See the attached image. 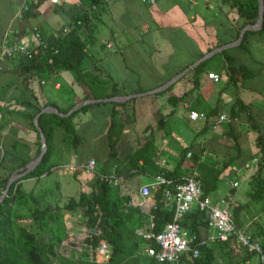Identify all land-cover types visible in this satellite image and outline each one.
I'll return each instance as SVG.
<instances>
[{"label": "crops", "instance_id": "crops-1", "mask_svg": "<svg viewBox=\"0 0 264 264\" xmlns=\"http://www.w3.org/2000/svg\"><path fill=\"white\" fill-rule=\"evenodd\" d=\"M222 1L155 0L148 4L141 0H103L91 5L90 0H59L58 3L0 0V45L7 40L33 46L36 43L34 28L44 36L55 37L73 29L84 41L83 51L90 62L88 69L104 82L108 93L114 83L117 93L113 96H127L123 100L109 99L113 96L94 98L88 95L86 86L73 77L71 70L61 64L41 78L38 75L41 69L34 64L17 59L0 60V184L38 155L41 139L34 123L36 115L67 114L61 116L66 118L62 124L52 125L49 162L82 165L93 158L95 171L87 173L82 168L74 172L55 171V201L63 204L68 197L77 196L81 191L89 192L100 173H115L121 176L118 197L125 200L127 208L137 207L149 215L151 223L149 211L154 190L142 196L139 187L152 183L159 171L172 173L168 177L197 174V162H211L220 168L237 153L234 137L240 154L227 163L216 186L228 187L227 191L222 195L210 193L208 197L213 202L221 196L228 197L245 181L246 200L235 202L229 196L233 218L236 217L235 222L245 231L264 229V221L259 217L264 214V201L249 196L250 177L255 170L254 159H257L253 155L258 150L257 136L264 140V32L249 34L246 48H238V44L224 48L228 49L230 65L234 67L231 79L221 69L227 66L221 50L213 54L206 70L198 75V89L179 99L174 106L168 102V96L171 93L180 96L192 86L193 77L189 72L194 67L183 74L188 73L184 78L181 75L173 82L175 85L170 92L143 93L190 66L219 39L227 43L233 41L230 39L237 19L229 13V5ZM29 2L35 6V13L23 17L22 9ZM106 41H111L112 46L107 47ZM208 72L217 73L219 80L209 79ZM236 96L248 108L230 121L229 130L226 121L211 129L206 120L188 117L190 107L205 104L218 110L210 116L212 119L220 113L228 114ZM91 99L99 100L88 101ZM82 101L85 102L79 104ZM46 106L55 107L57 112L45 110ZM30 114H35L33 124L38 133L28 122ZM111 119L114 126L110 133L116 142L110 154ZM137 150L140 153L134 163L136 168L130 169L129 156L135 155ZM194 154L198 157L196 161ZM160 159L165 160L161 166L157 164ZM33 180L37 179H20L19 185ZM72 182L75 183L73 189ZM233 182L237 185L233 186ZM3 190L0 187V194ZM165 206L172 207L171 204ZM136 230L138 234L146 232L142 228ZM183 230L198 239L213 233L204 224L198 226L197 234L185 227ZM68 234L70 238L73 233L68 230ZM206 244L216 247L215 241ZM80 249L74 246L76 252ZM257 260L254 256L244 264H257Z\"/></svg>", "mask_w": 264, "mask_h": 264}, {"label": "trees", "instance_id": "trees-1", "mask_svg": "<svg viewBox=\"0 0 264 264\" xmlns=\"http://www.w3.org/2000/svg\"><path fill=\"white\" fill-rule=\"evenodd\" d=\"M102 1L90 0V4L96 5ZM222 2L229 5V13H233L235 19H237L234 35L230 39L231 41L237 38L240 29L245 24L254 23L257 20L258 0H223ZM34 7L33 3L29 2L26 8L22 9V16L28 17L34 14ZM255 32H264V11L260 29L257 31H245L237 47L246 48L248 35ZM45 39L50 46L56 49L55 53L45 51L39 59L31 60L28 63L34 64L38 66L37 68L41 69L38 72L41 78L46 77L51 72L52 67L61 64L69 68L73 77L86 86L89 92L88 95L94 98H102L113 96L117 93L114 83L111 86V92L108 93L104 82L97 78L92 70L88 69L90 62H88V56L83 51L84 41L79 38L75 30L71 29L61 36L56 37L48 35L45 36ZM223 43H227V41L219 39L213 45L209 46L207 51ZM220 54L227 63V66L221 69H224V74L228 79H231L234 67L230 65L231 57L228 49H223ZM213 57L214 55L196 65L189 72V74H192L193 84L188 90H184L180 96L172 93L168 96L167 100L172 106L179 99L198 89L199 81L197 77L206 70V64ZM187 74L181 78H184ZM174 85L175 83L155 94L161 95L170 92ZM247 108L248 105L236 96L227 114L229 116V121H226L228 130L231 128L230 121L239 116L240 114L238 113L242 109L247 110ZM191 110L203 112L207 117L216 114L218 111L216 107H210L207 104L201 107L200 105H193L189 108V111ZM172 111L174 112V109ZM34 115L30 114L28 116V122L38 133L33 124ZM70 116L67 118L70 119ZM64 119L66 118L57 114H39L38 122L46 139V151L33 170L11 183L4 199L0 202V264H169L168 262L160 263L144 252V248L149 245L156 247V243L153 240L145 239L136 230L137 228H142V230L147 231L150 226L149 215L143 213L137 207L127 208L125 206V200L118 197V193L121 190L120 185L114 186L96 178L89 192L81 191L77 196L68 197L63 204H59L57 200L54 204L45 202V200L40 198L39 194L30 192L27 195L20 188V179L34 178L39 180L42 176L48 175L53 170L52 167L55 165L49 162L52 153V125H60ZM158 123H160V119ZM69 126L73 132L72 124L69 123ZM113 126L114 123L111 119L108 133L110 154L113 152L116 142L115 136L110 133V129ZM233 141L237 153L232 155L220 168L215 167L211 162H197L195 168L197 170L196 177L201 184L202 196H208L215 190L217 181L223 169L228 165L227 163L239 156L240 150L235 143L236 140L234 137ZM256 145L258 146V150L253 155L257 157V161L255 163V170L250 177L251 190L249 191V196L252 199L264 201V140H262L260 135L257 136ZM40 148L41 145L39 144L37 153H39ZM138 152L140 153L137 150L135 155L129 156L130 169L136 168L134 163L137 159ZM197 158V155L194 154L193 159L196 161ZM144 160L146 161L147 159L144 157ZM170 174L165 173L166 176ZM6 181L7 177L0 184L2 189L5 188ZM162 193L163 186H159L153 192V206L149 211V214L152 215L153 222L150 230L153 232L162 230L165 224L172 218L173 208L165 206ZM51 210L56 211L55 215H69L70 218H75L78 224L88 229L87 236L83 240L85 247L81 248L78 252L74 250V254L72 255L70 253L68 255L61 253L62 242L67 238L68 229L62 224H56L55 227L46 229L41 224V216ZM234 220L236 221L235 216ZM203 224L207 225L206 215L199 208L198 204H195L185 214L181 222L182 228L185 227L190 230V233L193 232L195 234H197L198 226ZM92 229L95 231H91ZM251 236L259 241L264 250V229L252 231ZM100 239H104L109 248L108 258L102 262L97 261L95 255L96 247ZM215 243L217 244L216 247H221V243L224 244L222 250L225 249L224 247H229V264H244L246 260L253 259L256 256L254 252L238 245L232 237L226 241H215ZM216 247L203 244L200 246V252L196 259L189 262L188 258L183 256V262L181 264H211ZM235 255H240V258L238 257V260H233ZM257 264L263 263L258 259Z\"/></svg>", "mask_w": 264, "mask_h": 264}, {"label": "built area", "instance_id": "built-area-1", "mask_svg": "<svg viewBox=\"0 0 264 264\" xmlns=\"http://www.w3.org/2000/svg\"><path fill=\"white\" fill-rule=\"evenodd\" d=\"M50 1L53 3L59 2V0ZM141 1L148 4L155 2V0ZM33 38L36 42L33 46L4 40L0 45V60L17 59L29 62L39 59L45 51L55 53L56 49L48 44L45 36L36 28L33 29ZM105 45L110 47L112 42L106 41ZM207 76L213 81L219 80V75L215 72H208ZM188 117L191 120H206L211 129H216L223 121H229V116L225 113H220L216 119H212L203 112L191 110L188 112ZM187 155L189 156L190 153L188 152ZM254 160L257 161L256 158ZM164 163V159L157 161L160 166ZM78 168H82L87 173H93L95 171V160L89 158L82 165L60 164L52 167L53 170L60 169L65 172H74ZM196 175L193 172L185 177H168L163 171H159L154 176L152 183L143 184L139 187V193L142 196H148L153 190L163 186V202L165 205L171 204L173 208L172 218L162 230L159 232L148 230L140 233L145 239L153 240L156 243V247L150 245L145 247L144 252L160 263L181 264L183 256H186L189 262L196 259L200 252V246L208 241H226L232 237L238 245L254 252L264 264V250L261 244L250 233L237 225L230 210L231 201L222 198L213 202L208 196H202L201 184ZM97 178L114 186L118 185L121 180V176L115 173H100ZM232 185L236 186L237 182H233ZM193 204H198L199 208L204 211L207 220L206 226L213 230V233L206 238H195L187 234L181 226L185 214L190 211ZM152 226L153 222L150 223L151 228ZM95 255L97 261L101 262L108 258L109 248L104 239L99 240Z\"/></svg>", "mask_w": 264, "mask_h": 264}, {"label": "rangeland", "instance_id": "rangeland-1", "mask_svg": "<svg viewBox=\"0 0 264 264\" xmlns=\"http://www.w3.org/2000/svg\"><path fill=\"white\" fill-rule=\"evenodd\" d=\"M55 171L61 172L62 170H52L47 176L40 178L39 180H33V181H25L20 184V188L23 189V187L26 184H29L27 187L23 189L24 192L28 195L30 192H35L40 195V198L42 200H45V202L48 203H55ZM72 179V178H71ZM32 184V185H31ZM75 183L73 184L70 183L71 189L75 188L74 187ZM228 187L222 188V187H217L214 191L211 193L213 195H222L226 193ZM33 190V191H32ZM248 191L247 183L245 181H241L239 186L234 188V191L232 194L227 196H221L218 199L226 198L227 200L230 201V197H233V200L236 201H244L246 200V193ZM217 199V200H218ZM56 211L51 210L47 212L46 214L41 216V224L43 225L44 228L49 229L55 227L56 224H62L64 225L68 230L72 231V237L69 238V234H67V238L64 240L62 246H61V253H64L65 255L67 254H74V246H80L81 248L85 247L84 244V238L87 236L88 229L81 225L78 224L75 218H70V217H65V216H59L55 215ZM259 217L260 219L264 221V214H261ZM72 225H71V222ZM69 225V228L66 226ZM251 234L252 231H246ZM69 238V239H68ZM71 246H69V245ZM217 246V244H215ZM221 247H216L214 257L211 261V264H229V252L230 250L224 249L222 250ZM238 257L240 258V255H235L233 257V260H238Z\"/></svg>", "mask_w": 264, "mask_h": 264}, {"label": "water", "instance_id": "water-1", "mask_svg": "<svg viewBox=\"0 0 264 264\" xmlns=\"http://www.w3.org/2000/svg\"><path fill=\"white\" fill-rule=\"evenodd\" d=\"M263 11H264V0H258V17H257V20L254 22V23H247L245 24L239 31V34L237 36V38L229 43H226V44H222L220 46H217L213 49H211L210 51H208L207 53H205L204 55H202L200 58H198L196 61H194L190 66L186 67L185 69H183L182 71L176 73L175 75H173L171 78H169L166 82H164L162 85L150 90V91H147V92H143V93H154V92H158V91H161L165 88H167L169 85H171L173 82H175L181 75H183L184 73H186L191 67H195L196 65L200 64L201 62L205 61L206 59H208L210 56H212L214 53L218 52V51H221L223 50L224 48H227L229 46H234V45H237L241 42L242 40V37L245 33V31L247 30H251V29H259L261 27V24H262V19H263ZM127 98V96L125 95H117V96H113L109 99H112V100H123ZM96 100H99V99H91V100H88V101H96ZM85 101H82L80 102L79 104H82L84 103ZM45 110L47 111H53V112H57V109L53 106H46L45 107ZM60 116H65L67 114H58ZM38 114L36 115L35 119H34V123L40 133V139H41V148H40V151L38 153V155L33 159L31 160L30 162H28L23 168H21V170L19 172H16L15 174H13L9 179L8 181L6 182V185H5V188L4 190L2 191V193L0 194V202L4 199L5 195H6V192L7 190L9 189L11 183L21 177V176H24L26 175L27 173H29L31 170H33L36 165L40 162L43 154L45 153L46 151V139H45V136L43 134V131L41 129V127L39 126L38 124ZM91 231H95V230H91Z\"/></svg>", "mask_w": 264, "mask_h": 264}]
</instances>
